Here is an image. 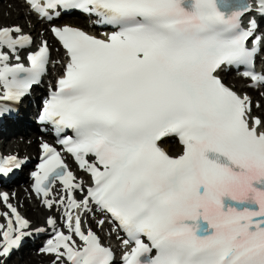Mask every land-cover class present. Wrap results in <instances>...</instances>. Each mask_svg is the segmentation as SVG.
<instances>
[{"label":"snow or ice","instance_id":"obj_1","mask_svg":"<svg viewBox=\"0 0 264 264\" xmlns=\"http://www.w3.org/2000/svg\"><path fill=\"white\" fill-rule=\"evenodd\" d=\"M24 2L42 20L79 11L112 29L99 39L51 28L67 63L39 119L58 137L71 132L58 143L90 177L85 186L55 147L41 145L33 190L49 210L62 209L66 229L47 218L52 235L41 252L51 264H116L113 249L74 216L79 209L122 234L120 264H264V119L220 77L244 66L253 86L264 85L254 70L264 53V0ZM32 44L20 26L0 27V117L47 71L46 41L27 66L20 62ZM165 137H177L182 154L168 155ZM19 165L3 160L0 175ZM0 198L9 210L0 213L7 257L31 226L7 194Z\"/></svg>","mask_w":264,"mask_h":264},{"label":"bare ground","instance_id":"obj_2","mask_svg":"<svg viewBox=\"0 0 264 264\" xmlns=\"http://www.w3.org/2000/svg\"><path fill=\"white\" fill-rule=\"evenodd\" d=\"M22 18V20H20ZM42 19H40L35 13L30 11L29 6L23 1V0H0V23L3 25L1 27L5 26H20L23 29L24 34H28L31 37H33V44L30 46H34L38 44V41L50 39V30L46 29V25L41 23ZM96 20H83L81 22H76L74 19L70 20H63L59 24L60 27L63 26H71V27H78L83 30H85L90 35H96L98 34V30L94 26V23ZM10 25H7L9 24ZM81 23V24H80ZM42 24V25H41ZM105 30L102 29L100 31V35L103 36L105 34ZM51 42H55L54 40H51ZM55 44V43H54ZM57 47L58 45L55 44ZM26 50H21L20 52L25 53ZM52 54L54 55L55 59L58 61L53 62L50 61V66L53 70H61V67L65 60L64 52L59 48V51L57 49H53ZM51 55V51H50ZM59 56V57H58ZM224 78H226L227 82L231 84V86L241 95H247L250 97L251 101H258L260 106L257 107L256 105H252V115L254 117H260L264 119V114L260 112L259 109H263L264 107V99L260 100L258 98L257 91L251 90V88L248 86L249 84L245 82V80H242L241 78L236 77H226L224 74L222 75ZM47 82V77L44 78V82ZM46 86H43V82L41 85L31 92V95L22 100L19 104L11 105L13 108L18 109L19 113L13 120H6L5 126H3L0 129V134L2 135V138L0 140V149L3 151L4 154L10 153V154H17L22 159H28L30 164L29 166L34 165V159H37L38 155L40 154V148L41 145L36 141L37 137H30L29 141L28 139H21L19 140L18 137L16 139L9 138L11 135H13L16 132H22L24 134H29V130H34L38 132V126L35 124V122H32L33 118L31 116L32 114V108L35 107V102L38 101L37 96L38 94H41L42 92H45ZM39 133V132H38ZM44 139V138H42ZM171 140H167L166 142L160 143L163 150L170 156H178L182 153L179 146L174 143H167ZM177 148V149H176ZM39 150V152L36 154V152ZM175 150V151H174ZM17 151L20 152L21 155L17 153ZM173 151V152H171ZM28 169V167H25L22 169L20 173V177L18 180L11 182L10 184H7V188L10 187L8 190L9 192V200L8 203L17 205L20 212L24 215L25 219H27L30 223V228L27 230L31 233V235L25 237L22 241L21 246L13 250L11 253L13 255H16L18 257H22L21 261H17L15 264H39L42 263L43 260L49 259V263L52 262V256H46L44 254L34 252L29 253L30 250L35 249L36 246L40 245L43 241L48 239L50 236L48 233L51 231V229H47V218L49 216H52L57 220L58 226H63V220H62V209H56L53 208L49 210L46 208L43 204V199L37 197L36 195L32 194L30 191V178L28 177L29 170L27 177L25 178L23 176V172ZM75 176L79 181H83L85 186L90 184V178L87 173H84L80 169L74 170ZM28 180V184L23 185L22 187H12L14 184ZM25 181V182H26ZM59 187V186H57ZM63 195V193H61ZM80 194H77V199H79ZM21 201V202H20ZM78 210H74V212H77ZM7 212V211H5ZM97 217L99 219H102L101 217L97 216V213L95 216L88 214L82 215V220L84 223L82 224V227L84 228H91L100 238L102 243L113 249V251H118V255L121 257L123 247L120 246V241L116 240L115 238L110 241L111 239V229L109 228V223L106 221L104 226L98 227L96 226L92 227V218ZM96 220V223H97ZM0 223H5L4 218L0 217ZM37 228H46L47 231L44 233H38L36 232ZM45 235L42 237H37V235ZM113 243V244H112ZM41 247H39L40 249ZM8 259L7 257H0V264H7Z\"/></svg>","mask_w":264,"mask_h":264},{"label":"rangeland","instance_id":"obj_3","mask_svg":"<svg viewBox=\"0 0 264 264\" xmlns=\"http://www.w3.org/2000/svg\"><path fill=\"white\" fill-rule=\"evenodd\" d=\"M20 20H22V18H20ZM63 20H65V19H62V20H60V21H54L53 23L58 24V23H60V22L63 21ZM66 20H70V19H66ZM74 20H76V22H78V23L81 22V21H83V20H79V19H77V18H74ZM41 23H42V24L46 23V25H47V26H46V29H47V30L49 29V26L51 25L50 22L41 21ZM42 24H41V25H42ZM80 24H81V23H80ZM2 25H3V24L0 23V27H1ZM7 25H10V23L7 24ZM47 40H48V39H47ZM49 44H50V47H51V51H53L54 48H55V49H58V48H56L55 44H54L53 42H51V39H49ZM51 59H52L53 61L57 62V59H55V57H54L53 54H51ZM56 72H57L56 70L50 69V70L48 71V73H47V79L52 80V79L54 78ZM222 75H223V74H221V77H222ZM227 78H228V76H227ZM223 80H224V82H225L226 84H228V85L231 86V84H230L229 82H227L226 78L223 79ZM234 88H235V87H234ZM234 88H233V89H234ZM235 89H236V88H235ZM257 93H258V98H259L260 100H263V99H264V90H262L261 92L257 91ZM257 104H259L258 101H255V100L252 101V105H257ZM259 106H260V104H259ZM259 110H260V112H262V113L264 114V107H263L262 110H261V109H259ZM31 116H32V118H33V114H31ZM32 136L37 137L36 141H37L39 144H41V141H44V140L41 139L42 136H40V135L37 133V131H34V130H32V131L29 130V134H24V133H22V132H16V133H14L13 135H11L9 138H11V139H16V138L18 137L19 140L25 138V139H28L27 141H29L30 137H32ZM0 137H1V136H0ZM166 141H167V140H166ZM166 141H164V142H166ZM167 143H172V142L169 141V142H167ZM172 144H173V143H172ZM171 152H173V151H171ZM17 153H18L19 155H21L19 151H17ZM37 153H38V151L36 152V154H37ZM15 155H17V154H15ZM27 173H28V170H25V171L23 172V176H24L25 178L27 177ZM25 181H26V180L21 181V182L15 184V185H13L12 187H13V188H14V187H22L23 185L28 184V179H27L26 182H25ZM20 202H21V201H20ZM16 206H17V205H16ZM17 207H18V206H17ZM94 225L96 226V223H92V227H94ZM115 237H116V236L113 234V235L111 236V239H114ZM36 249H37V248H35V249H33V250H30L29 253H31V252L34 253V252L36 251ZM7 259H8V263H7V264H15L18 260L21 261V260H22V257H18V256H16V255H13L12 253H10V255L7 256ZM48 263H49V259L47 258V259L43 260L42 263H39V264H48Z\"/></svg>","mask_w":264,"mask_h":264}]
</instances>
